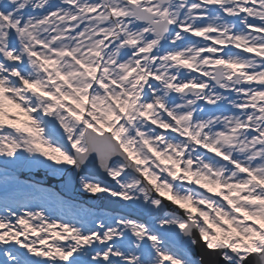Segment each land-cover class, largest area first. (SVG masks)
I'll list each match as a JSON object with an SVG mask.
<instances>
[{"label": "snow or ice", "instance_id": "1", "mask_svg": "<svg viewBox=\"0 0 264 264\" xmlns=\"http://www.w3.org/2000/svg\"><path fill=\"white\" fill-rule=\"evenodd\" d=\"M0 264H264V0H0Z\"/></svg>", "mask_w": 264, "mask_h": 264}, {"label": "water", "instance_id": "2", "mask_svg": "<svg viewBox=\"0 0 264 264\" xmlns=\"http://www.w3.org/2000/svg\"><path fill=\"white\" fill-rule=\"evenodd\" d=\"M89 174L97 176V178L104 179L103 174L99 173L95 168H92L89 170ZM36 181L40 182L43 185L50 186L57 190L61 195L66 196L72 200H79L84 202L86 205L92 208L96 209H104L108 210L110 207L107 200L101 201L96 200L94 197H90L88 194L77 192L76 187L71 190L65 188V179H56L52 177H48L45 174H42V180L41 179H35Z\"/></svg>", "mask_w": 264, "mask_h": 264}, {"label": "bare ground", "instance_id": "3", "mask_svg": "<svg viewBox=\"0 0 264 264\" xmlns=\"http://www.w3.org/2000/svg\"><path fill=\"white\" fill-rule=\"evenodd\" d=\"M21 174H23V175H26V174H45V175H47V176H49V177H52V178L61 179L60 176L52 175L51 173H46L44 170H32L31 172H29V171H24V172H22ZM76 191H77V192H81V191L79 190V184H77Z\"/></svg>", "mask_w": 264, "mask_h": 264}, {"label": "rangeland", "instance_id": "4", "mask_svg": "<svg viewBox=\"0 0 264 264\" xmlns=\"http://www.w3.org/2000/svg\"><path fill=\"white\" fill-rule=\"evenodd\" d=\"M197 39H199V38H197ZM28 176H30V175H28ZM28 176H22V175L20 174V178L23 179V180H29V179L33 180L32 178H30V177H28ZM41 186H42V185H41ZM42 187L54 191L53 189H51V188H49V187H45V186H42ZM54 192H56V191H54ZM65 199H66V198H65ZM67 200H69V199H67ZM70 201H71V200H70ZM71 202H73V203H75V204H77V205H80V206L83 207V208H88V207L84 206V205H83L82 203H80V202H76V201H71ZM93 210H94V209H93ZM95 210H96V209H95ZM101 211H103V210H101Z\"/></svg>", "mask_w": 264, "mask_h": 264}]
</instances>
